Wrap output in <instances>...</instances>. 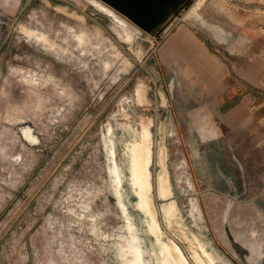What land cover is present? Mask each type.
Instances as JSON below:
<instances>
[{"label": "rangeland", "instance_id": "374dc122", "mask_svg": "<svg viewBox=\"0 0 264 264\" xmlns=\"http://www.w3.org/2000/svg\"><path fill=\"white\" fill-rule=\"evenodd\" d=\"M187 1L148 32L103 0H0V264H123L116 235L128 231L105 156L112 130L127 172L122 124L140 130L162 240L191 264L194 250L206 261L199 244L220 264H264V0H190L172 17ZM22 24L47 34L48 47ZM119 24L135 38L121 40ZM162 140L178 211L171 227L159 196ZM125 183L153 264L159 244ZM94 215L109 239L93 232Z\"/></svg>", "mask_w": 264, "mask_h": 264}, {"label": "bare ground", "instance_id": "6f19581e", "mask_svg": "<svg viewBox=\"0 0 264 264\" xmlns=\"http://www.w3.org/2000/svg\"><path fill=\"white\" fill-rule=\"evenodd\" d=\"M177 0L171 4V7L175 5ZM171 7L166 10L164 14L163 20L157 24L151 30H146L148 32H153L156 28L159 27L161 23L164 22L167 13L170 11ZM125 32L124 41L131 40V36L127 33V28L123 27ZM144 30V29H143ZM215 34H219V30L217 27H213ZM29 37H34L37 41H39L43 46L48 47V40L46 38V34H41V36H37L35 33H28ZM87 32H81L76 35V39L79 42L85 41L87 37ZM50 46L53 47V44ZM123 129L130 133V137L124 141L125 143V153H126V168L127 172L123 170V176L127 184L130 186L132 194L134 196V205L142 212L144 219L146 221L147 230L152 233L155 237L156 242L159 244L158 254H156L155 262L153 264H191L188 259L185 257L180 247L171 239L162 240L163 231L160 227V223L157 217V210L154 205V200L152 198V186L149 180V173L147 171V166L143 162V153L142 146L140 140V130L132 129L129 124H122ZM112 136V130L108 131V139ZM114 154V152L112 151ZM158 162L161 166V171L158 176L159 182V196L162 200L166 201V205L163 204L162 209L166 214V224L171 227L173 220H176L178 217V211L175 207V201L173 199V187L169 179V174L166 166V158H167V146L165 141H161L159 151H158ZM224 227L226 234L230 241L235 242V238L231 233V229L229 227L228 221V211L225 214L224 218ZM176 231L179 232L180 235L186 236L183 230L180 228V222L177 221V227H174ZM186 238V237H185ZM184 238V239H185ZM140 241L142 238L140 236ZM144 245V243H142ZM145 246V245H144ZM199 248L202 251V254L205 256L206 261L203 257L194 250L193 252V264H220L214 255H212L208 250L203 247V244H199ZM136 254V253H132ZM143 254H146V251H138L137 257H142ZM148 257V256H147ZM147 262L150 264V259L148 258Z\"/></svg>", "mask_w": 264, "mask_h": 264}, {"label": "flooded vegetation", "instance_id": "af4514ba", "mask_svg": "<svg viewBox=\"0 0 264 264\" xmlns=\"http://www.w3.org/2000/svg\"><path fill=\"white\" fill-rule=\"evenodd\" d=\"M123 27L127 28V33H128V35L131 36V40H133L135 38V33L133 31H131L125 25L119 24V28L123 31L124 34H125V32L123 30ZM20 28H21L22 32L24 33V35L27 37H29L27 35L28 33H34V34L36 33L37 36H41V34H45V33H38L37 31L32 30L31 28H29L25 24H22L20 26ZM83 32H85V31H83ZM224 33L226 36L231 35V32L230 31L228 32L227 30H224ZM32 38H34V37H32ZM120 38H121V40L124 41V37L121 36ZM137 97L140 98L139 93L137 94ZM107 142L110 145V151L105 153L106 170H107V175H108V177H107L108 189L114 195V197L116 199L115 204H116L117 208L119 209L118 217L120 220H122V224H125L127 231H128V236H124L123 233L121 235H116V237L120 236V243H119V245L116 246V248L120 250V253L117 255H116V253H114L115 258L116 259L126 258L125 261L123 262V264H149L147 262L148 257H145L144 254L142 257H137V255H136L138 251L145 252L146 247L144 245H142L143 242L140 241V234L136 230V224H135L133 217L131 216V213H130L129 208H128V201L131 199V197L127 196L126 192H125V187H126L125 182L126 181H125L123 173H122L123 168L121 166V163L116 162V160H114V154L112 153V151L114 152V148H115L113 131H112L111 138L108 139V136H107ZM198 152H199V150H198ZM197 155H199V153H197ZM186 165H187V162L185 161V159H183L181 162L178 163V166L180 168H182V167L184 168ZM178 179L179 180L184 179L185 182L190 187H193V184H192L189 176H184V178L178 177ZM134 201H135V199H134ZM231 205H232V203L230 204V206ZM227 210H229V209H227ZM200 211L201 210H200L199 204L197 203L196 200L192 199V210H191V212L194 214V212L200 213ZM91 222L97 228V229H93L94 233H96L98 236H101L103 238L105 237V238L109 239L108 231L107 232L102 231V229L100 228L101 222L97 216H95V215L91 216ZM132 253H136V254L134 255ZM129 254H130V257H127V255H129ZM144 258H147V260L145 261Z\"/></svg>", "mask_w": 264, "mask_h": 264}, {"label": "water", "instance_id": "95a60500", "mask_svg": "<svg viewBox=\"0 0 264 264\" xmlns=\"http://www.w3.org/2000/svg\"><path fill=\"white\" fill-rule=\"evenodd\" d=\"M128 19L144 30H151L159 24L166 10L171 7L174 0H103ZM190 2L187 1L181 5L177 11H174L172 17L177 16ZM170 17V18H172Z\"/></svg>", "mask_w": 264, "mask_h": 264}, {"label": "crops", "instance_id": "0c3cea01", "mask_svg": "<svg viewBox=\"0 0 264 264\" xmlns=\"http://www.w3.org/2000/svg\"><path fill=\"white\" fill-rule=\"evenodd\" d=\"M248 37V40H247V42L245 43V44H243V50L244 51H246L247 50V48H250L251 47V41L249 40L250 38H249V36H247ZM256 58H258L259 59V62H260V60H261V58L260 57H256ZM256 58H255V61H256ZM257 62V61H256ZM253 64H256L255 62L253 63ZM261 64V63H260ZM252 66H255V65H252ZM258 66V67H257ZM257 66H255L256 68H260L261 69V65H257ZM263 70H264V68H263ZM249 76H250V74H249ZM244 80H245V82L244 83H252V82H250L249 80L250 79H247V78H243ZM247 81V82H246ZM263 82V81H262ZM224 92V91H223ZM222 93V92H221ZM219 95V94H218ZM259 95H260V99L258 100L259 102L261 101V100H263L264 101V88L263 89H261L260 90V92H259ZM213 100H218V99H213ZM250 100H253L251 97H249L248 99H244V100H242V102H241V104L242 105H244V106H246V104L248 103V102H250ZM244 101V102H243ZM237 102H239V101H237ZM258 102V103H259ZM261 103V102H260ZM249 104V103H248ZM258 109H260V106L258 107ZM225 118V117H224ZM220 120V119H219ZM215 124H216V126L214 127L215 128V130H217V132H219V133H221V130H220V128H219V125L215 122ZM222 124L223 125H227V126H229V125H231V122L229 121V119L227 118L224 122H222ZM260 209V208H259ZM260 211H261V209H260ZM262 212V211H261Z\"/></svg>", "mask_w": 264, "mask_h": 264}]
</instances>
